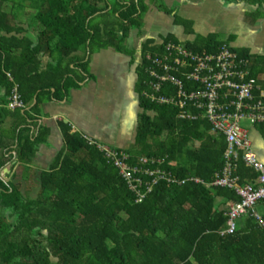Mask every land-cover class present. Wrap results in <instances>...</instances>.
Here are the masks:
<instances>
[{
    "label": "trees",
    "instance_id": "obj_1",
    "mask_svg": "<svg viewBox=\"0 0 264 264\" xmlns=\"http://www.w3.org/2000/svg\"><path fill=\"white\" fill-rule=\"evenodd\" d=\"M141 3L119 0H0V84L10 98L19 86L27 110L1 109L18 124L15 166L33 162L47 130L32 135L30 123L45 100L67 98L89 76L96 51L121 48L132 29L141 27ZM9 6H11L9 10ZM141 12V13H140ZM37 30L36 43L24 23ZM178 40L171 36L164 44ZM214 36L187 46L217 54L223 45ZM156 48L143 47L137 93L142 113L132 163L140 157L165 158L166 170L180 179L196 177L210 184L224 168L227 143L206 121L178 118L174 108L145 99L144 60ZM252 62L250 79L264 90V57L236 50ZM51 60L42 70V58ZM14 79V83L8 78ZM249 79V80H250ZM25 126V127H22ZM264 127V126H263ZM65 145L49 172L33 177L40 197L28 199L17 177H0V264H264V225L245 216L244 227L221 236L231 191L187 184L158 185L141 204L103 152L62 123ZM3 138V137H1ZM2 142L0 141V147ZM12 162L5 158L0 171ZM241 184L258 175L239 162ZM222 206V207H221ZM264 220V201L257 205Z\"/></svg>",
    "mask_w": 264,
    "mask_h": 264
},
{
    "label": "crops",
    "instance_id": "obj_2",
    "mask_svg": "<svg viewBox=\"0 0 264 264\" xmlns=\"http://www.w3.org/2000/svg\"><path fill=\"white\" fill-rule=\"evenodd\" d=\"M112 4L119 0H109ZM130 5L133 0H120ZM140 2L142 24L132 29L121 48L109 47L96 51L90 58V76L72 87L65 99L51 98L40 105V116L31 122V134L37 138L42 128L47 136L37 146L33 162L15 166L18 143L13 139L16 118L0 113V163L12 158L0 177L11 181L17 177L22 191L30 186L40 190L38 181L26 177L42 175L54 165L65 145L62 123H68L73 133L88 136L115 149L128 150L135 145L139 117L142 109L137 93L138 67L142 61L143 47H158L171 36L184 44H195L200 39L214 36L236 50H246L253 56L264 57V0H134ZM24 26L36 43L37 30ZM48 57L42 58V70L50 65ZM264 82V75L260 77ZM10 95L0 84V110L7 108ZM9 108V107H8ZM20 109V110H27ZM264 125L251 126L252 146L264 164ZM25 127V126H22ZM3 137V138H1ZM13 170V174H12ZM33 181V183L31 182ZM31 183V185H30ZM39 188V189H38ZM227 206H221L223 209ZM244 218L239 222L244 227Z\"/></svg>",
    "mask_w": 264,
    "mask_h": 264
},
{
    "label": "built area",
    "instance_id": "obj_3",
    "mask_svg": "<svg viewBox=\"0 0 264 264\" xmlns=\"http://www.w3.org/2000/svg\"><path fill=\"white\" fill-rule=\"evenodd\" d=\"M250 67L252 62L239 57L227 43L217 54H209L169 41L145 56V99L174 108L181 120L206 121L213 134L224 137L227 143L224 168L210 184L196 177L180 179L166 170L165 158L140 157L132 163L126 150L115 149L88 136L84 139L103 152L108 164L120 172L136 204L143 203L160 184L184 187L192 183L208 189H226L239 198L225 212L227 221L219 232L221 236L235 233L245 216L264 225L257 211V205L264 201V164L253 149L249 128L242 125L244 122L251 126L264 125V90L250 79ZM8 78L14 83L11 74ZM8 107L11 110L27 108L16 84ZM240 161L258 175L253 183L241 184L237 175Z\"/></svg>",
    "mask_w": 264,
    "mask_h": 264
},
{
    "label": "rangeland",
    "instance_id": "obj_4",
    "mask_svg": "<svg viewBox=\"0 0 264 264\" xmlns=\"http://www.w3.org/2000/svg\"><path fill=\"white\" fill-rule=\"evenodd\" d=\"M8 8H9V10H10L11 6H9ZM242 125H243L244 127H246V128H250V127H251V125H250L248 122H244ZM133 148H134V145L131 144V143L127 146V149H128V150H133ZM26 179L29 181V180H30V176H27ZM33 181H35V180H33ZM33 181H31V182L33 183ZM30 185H31V183H30ZM39 188H40V187H39ZM39 188H38V189H39ZM21 189H22V188H21ZM24 194H25V196H26L28 199L36 200V199H38V198L40 197V194H41V188H40V190L37 191L36 187H34V186H30V190H29V191H24Z\"/></svg>",
    "mask_w": 264,
    "mask_h": 264
}]
</instances>
